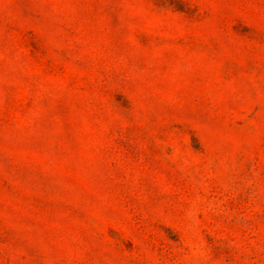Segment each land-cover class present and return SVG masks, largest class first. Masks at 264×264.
Returning <instances> with one entry per match:
<instances>
[{"label": "rangeland", "instance_id": "1", "mask_svg": "<svg viewBox=\"0 0 264 264\" xmlns=\"http://www.w3.org/2000/svg\"><path fill=\"white\" fill-rule=\"evenodd\" d=\"M0 264H264V0H0Z\"/></svg>", "mask_w": 264, "mask_h": 264}]
</instances>
